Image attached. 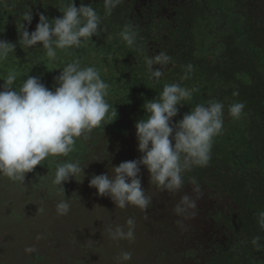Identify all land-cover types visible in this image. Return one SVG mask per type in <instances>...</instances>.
Listing matches in <instances>:
<instances>
[{"label": "clouds", "instance_id": "1", "mask_svg": "<svg viewBox=\"0 0 264 264\" xmlns=\"http://www.w3.org/2000/svg\"><path fill=\"white\" fill-rule=\"evenodd\" d=\"M121 2L103 0L105 15H111ZM59 10L62 15L51 20L40 14L39 23L31 33L23 24L19 33L20 47L32 49L42 45L46 57L55 60L57 50L79 48L99 35L101 17L83 0L79 8L75 0H71ZM32 19L29 11L24 14L23 22L30 25ZM119 35L128 47L136 46L138 33L131 26L126 25ZM12 51H15L13 43L0 40V61ZM170 62L171 57L162 51L146 57L150 78L159 82ZM187 67L191 71L192 66ZM16 79V73L9 72L0 86V175L25 182L26 175L48 157H67L74 150L77 138L87 139L88 134L102 124L111 110L106 100L110 86L96 67L82 66L79 59L63 67L55 78L54 90L34 76H28L17 90L13 87ZM194 91L180 83H166L156 99L146 100L143 105L146 114L134 125L140 158L111 167V174L109 171L94 174L89 187L96 189L100 197H109L116 207L124 209L131 205L146 210L152 197L142 188L141 166L150 173L151 185L168 192L182 188L185 171L207 166L214 139L223 131L225 104L217 100L198 103L182 119L173 122L180 107L190 105ZM238 95L233 92V96ZM244 108L243 102H235L228 105L227 112L238 120L244 115ZM112 114H118L116 108ZM84 170L79 163L65 160L57 165L53 184L65 193L63 185L81 173L85 177ZM70 200L57 203L59 215L68 213ZM196 208V201L185 194L175 212L184 215ZM257 217L259 226L264 229V211L258 212ZM134 224L129 218L128 230L117 226L111 230L112 238H134ZM259 240L255 237L252 243L259 246ZM24 251L31 254L36 249L29 246ZM131 259L130 251L118 257L120 262Z\"/></svg>", "mask_w": 264, "mask_h": 264}, {"label": "rangeland", "instance_id": "2", "mask_svg": "<svg viewBox=\"0 0 264 264\" xmlns=\"http://www.w3.org/2000/svg\"><path fill=\"white\" fill-rule=\"evenodd\" d=\"M5 4L8 7L9 1H0V5ZM139 8L136 15H142L146 10L143 6ZM56 9L57 3L52 4L50 11ZM206 9L208 7H201L202 12ZM3 19L0 12V22L5 21L8 27L14 23L12 16ZM132 23L131 27L138 36L136 46L128 48L134 53L128 57L129 63L122 65L120 62L124 57L117 52H110L105 58L117 70L121 71V66H124L128 79L135 77L139 69H145L144 65H136L145 60V50L148 49L151 54L158 51V45L155 39L149 38L147 29L138 26L136 21L132 20ZM2 25L0 23V28ZM144 37L151 47L145 48ZM3 40L13 43L9 38ZM195 43L199 47H210L216 42L212 35H203L201 42L197 39ZM181 58L190 61L188 56L181 55ZM140 78L145 77L141 75ZM116 87L123 89V82L108 89L107 101L118 99L113 91ZM145 92L143 87L137 94ZM124 94L121 96L124 100H119L124 109L130 104L136 109H143L145 101L151 100L131 95L129 91ZM113 112L111 110L87 139L77 138L74 150L67 157H48L26 175L25 182L12 181L0 175V264H212L211 256L218 251L213 246L218 249L223 242L225 230L222 222L240 221V215H235L237 212L234 214L232 211L229 217L224 216L225 219L222 214H226L232 206L235 211L237 207L243 209V203L239 204L229 192H223L227 193L226 198L217 191V185H222V182L214 174L211 158L207 166L185 171L183 186L176 192L163 191L155 184L151 185L150 173L141 166L142 188L152 197V203L146 210L131 205L124 209L116 207L109 197H100L96 189L89 187V180L94 174H106L108 171L111 174V167L123 161L138 160L141 156L137 150L134 126L141 114L133 118L132 126L129 123L125 131L120 128ZM176 120L179 121L178 117ZM65 160L79 163L85 169V177L81 173L76 180L66 182L64 193L53 184V179L57 165ZM195 188L199 191H194ZM185 194L196 201L197 208L177 215L176 205ZM68 198H71L70 210L65 215H59L57 203ZM129 218L135 221L134 238L113 239L111 230L120 226L127 231L126 221ZM234 242L235 247L238 240ZM29 246L36 251L25 253L24 249ZM124 251H130L132 259L120 262L118 257Z\"/></svg>", "mask_w": 264, "mask_h": 264}, {"label": "trees", "instance_id": "3", "mask_svg": "<svg viewBox=\"0 0 264 264\" xmlns=\"http://www.w3.org/2000/svg\"><path fill=\"white\" fill-rule=\"evenodd\" d=\"M51 2L55 4V1L48 2V0H19L13 7L10 5L6 7V4L0 5V12L4 19L6 16L14 17L11 27L6 26L5 21L0 22L3 23L0 28V40L9 38L15 45V51L10 52L4 59L5 61H0V86L3 85V80L9 72H15L17 79L13 87L17 90L28 76L38 77L46 87L54 90L55 78L63 67L73 59H79L82 66L96 67L100 71L101 77L109 84V89L116 83L120 85L123 82V89L113 88L118 99L107 102L111 105V110L114 111L116 108L118 114H115V118L120 128H124L125 131L128 130L129 123L132 126L133 118L137 114H141V117L136 118V121L146 114L143 109H136L131 104L127 109H124L125 107L119 100H124L121 99L124 98L121 96H125V91L127 93L129 91L131 95L152 100L158 97V92L163 89L166 83H180L182 86L195 89L192 100L188 102L190 105L180 107L177 115L179 120L184 114L190 112L192 106L194 107L192 104L196 105L208 100H225V104L243 102L245 104L244 115L240 119L235 120L227 113L228 125L225 131L214 139L211 159L214 162L212 167L214 174L222 182V188L219 191L221 193L229 192L238 200L239 204L243 203L245 210L241 209L240 221H235V225L230 224L231 221L228 222L235 237H229L221 242L218 249L213 246L218 251L211 256L210 261L212 264H264V229L259 226L257 217L258 212L264 211V74L257 75L259 72L257 63L252 68L253 65L249 62L250 58L248 61L242 59L235 61L238 54L245 55V49L240 51L237 48L234 51L229 50L232 54L235 53L230 61L218 60L210 64H207L206 60L196 61L200 55L195 53V46L191 41L193 31L188 30L187 35L181 36L180 31L182 30L177 29L171 31L178 36V39L169 37L168 52L173 48L175 52H178V55H189L190 62L180 59L178 55L170 54L175 70L162 76L159 83L156 84V81L150 78V73H147L149 71L145 66V60H141L136 65H140L139 67L144 65L145 69H139L135 77L132 76L128 79L124 66L129 63L128 57L134 53L122 41L119 33L126 25L131 26V22L125 16L121 5L113 9L111 15H105L103 4L100 5L98 12L101 17L99 35L95 38L92 37V41L82 44L79 48L57 50L56 59L49 60L42 45H37L32 49H23L18 41L23 24L24 28L31 33L39 23L40 14L50 20L60 17L62 13L59 9L71 1L58 2L57 9L54 11H50ZM75 5L77 6L76 0ZM29 11L33 15L30 25L26 21L23 22L24 14ZM182 37L185 38L184 41H181ZM93 52L95 54H92ZM110 52L123 55L124 58L120 63L124 66H121V71L115 69L114 65L105 59ZM87 55L92 57H87ZM188 65L192 66L191 71L188 70ZM241 68L244 72H253L256 78L253 80V84L236 80V72ZM259 68L264 73V65L260 64ZM140 74L145 78H140ZM223 80L229 81L226 90L220 85ZM143 87L146 90L145 94H137ZM233 92H238L239 95L233 96ZM217 186L220 188L221 185ZM255 237L260 238L259 246L252 243ZM235 240H238V243L234 247Z\"/></svg>", "mask_w": 264, "mask_h": 264}, {"label": "flooded vegetation", "instance_id": "4", "mask_svg": "<svg viewBox=\"0 0 264 264\" xmlns=\"http://www.w3.org/2000/svg\"><path fill=\"white\" fill-rule=\"evenodd\" d=\"M9 5L13 7L19 0H8ZM55 1L58 3L59 0H48ZM71 0H61V2H70ZM78 8L80 7L82 0H76ZM85 5H90L99 12L100 5L103 4V0H83ZM136 3H140L135 5ZM52 5V2L50 3ZM122 7L123 12L128 20L132 23L136 21L137 25L141 28L147 29L149 38L155 39V43L158 45V52H166L168 55H178L173 48L168 52V40L173 37L178 39V36L171 32L177 29L180 31V35H187V31H193L191 41L195 46V53L200 55L196 61L206 60L207 64L216 61H230L233 56L230 49L233 51L239 49L243 51L245 49V55L238 54L235 61L246 60L253 65L257 63V75L264 74L260 71V64L264 65V0H122L119 4ZM135 6V7H134ZM142 6L146 8L142 15H136L135 12L142 9ZM205 6L206 11H201V7ZM139 11V10H138ZM134 25V23H132ZM136 25V24H135ZM178 25V26H177ZM183 31H186L185 33ZM212 35V39L216 42L210 47L208 46H197L195 41L199 39L201 42L202 36ZM171 36V37H170ZM170 37V38H169ZM193 38V39H192ZM148 40V37L146 36ZM145 37L143 42L145 48L151 47V43L146 41ZM185 38L182 37L181 41ZM142 46V45H141ZM143 47V46H142ZM176 48V46H174ZM155 54V53H154ZM147 49L143 52L144 57L154 55ZM209 54V55H208ZM196 55V54H195ZM181 58V54L178 55ZM188 56L189 55H184ZM187 58V57H185ZM184 58V59H185ZM186 61V60H184ZM195 61V59H194ZM190 62V61H189ZM174 65L170 62L169 65L164 69L165 76L168 72L175 70ZM236 80H242L243 83L253 84L254 79L253 72H244L241 68L236 72ZM229 81H222L220 85L224 90L227 89ZM226 95H229L226 93ZM224 104L225 100H220ZM192 104V103H191ZM195 106V104H192ZM229 104H225V107ZM191 110V109H190ZM227 108L224 110V127L223 131L228 125ZM222 185L220 188L221 190ZM224 192V191H223ZM222 192V193H223ZM221 193V192H220ZM224 197H228L227 193H223ZM244 206H243V209ZM234 212L235 215H241V208H232L222 214L229 217L228 215ZM229 221L224 220V237L223 241L229 237H235V233L230 224L235 225V220Z\"/></svg>", "mask_w": 264, "mask_h": 264}]
</instances>
